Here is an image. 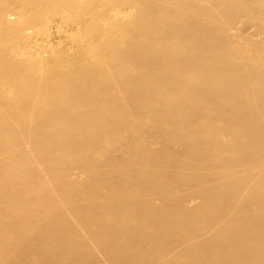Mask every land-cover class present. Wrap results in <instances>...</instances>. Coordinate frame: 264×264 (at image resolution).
<instances>
[{"label": "bare ground", "instance_id": "1", "mask_svg": "<svg viewBox=\"0 0 264 264\" xmlns=\"http://www.w3.org/2000/svg\"><path fill=\"white\" fill-rule=\"evenodd\" d=\"M0 264H264V0H0Z\"/></svg>", "mask_w": 264, "mask_h": 264}, {"label": "rangeland", "instance_id": "2", "mask_svg": "<svg viewBox=\"0 0 264 264\" xmlns=\"http://www.w3.org/2000/svg\"><path fill=\"white\" fill-rule=\"evenodd\" d=\"M46 22L43 26L40 27L42 31L47 36H40L41 38L36 37V42L38 43V50L36 49L32 52L35 56L37 54L43 55L47 53V50L54 49V48H60L64 52H68L71 49V45L68 42L69 36L74 32L73 28L65 26L59 19H44ZM72 32V33H71ZM33 33V32H32ZM68 38V39H67ZM35 45V47H36ZM40 45V46H39ZM43 47V48H42ZM32 48H30L31 50ZM46 50V53H44V50ZM43 50V51H41ZM38 52V53H36ZM43 53V54H42ZM39 55V56H40ZM46 56V55H45Z\"/></svg>", "mask_w": 264, "mask_h": 264}]
</instances>
